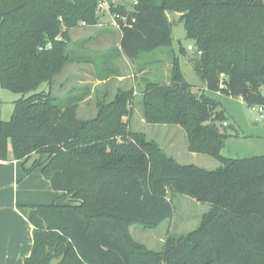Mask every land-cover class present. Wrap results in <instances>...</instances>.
<instances>
[{"label": "trees", "instance_id": "obj_1", "mask_svg": "<svg viewBox=\"0 0 264 264\" xmlns=\"http://www.w3.org/2000/svg\"><path fill=\"white\" fill-rule=\"evenodd\" d=\"M111 11L127 15L118 53L129 60L171 46L169 13L181 15L186 39L202 52L193 68L206 89L189 84L176 61L169 84L143 92V117L180 127L191 153L221 165L181 164L131 129L123 118L132 115L133 90L101 101L87 120L78 116L82 97L53 94L74 61L70 30L97 24V0H0V85L24 96L0 124V158L10 148L24 164L37 155L25 173L42 168L55 191L78 202L21 207L34 228L24 264H264V155L223 156L228 119L206 93L264 106V0H140ZM43 84L49 91L37 92ZM176 195L211 205L200 228L170 235L162 251L136 241L132 226L173 219Z\"/></svg>", "mask_w": 264, "mask_h": 264}, {"label": "rangeland", "instance_id": "obj_2", "mask_svg": "<svg viewBox=\"0 0 264 264\" xmlns=\"http://www.w3.org/2000/svg\"><path fill=\"white\" fill-rule=\"evenodd\" d=\"M113 1L106 0L109 4ZM132 3L133 0H116L111 5L125 4L129 7ZM100 15L97 24L80 25L70 30L68 49L74 61L55 79L51 89L53 94L64 97L74 93L76 96L88 97L81 104L78 115L79 118L87 120L97 115L101 101L109 103L117 94L133 90L132 115L130 118L126 116L123 118L129 122L131 129L144 133L149 140L156 141L168 155L181 164H195L207 170L220 167L221 164L209 156L191 153L188 150L185 132L180 127L147 124L143 117V92L151 83L169 84L173 78L176 61L186 81L196 88L204 89L193 68L201 55L188 50V46L194 45V42L186 39L181 15L169 13V21L173 28L171 46L144 53L136 60H129L125 56L119 58L113 53L111 65L105 63L106 56L102 54L112 47L119 46L121 33L109 23V16L108 19H102ZM79 41L86 43L81 47L76 45ZM182 49L184 53L181 52ZM84 58H93L95 66L78 62V59ZM110 71L114 74L108 79H102ZM47 87V84H43L37 92L49 91ZM206 93L220 103V108L224 109L228 119L229 126L223 127V131L230 137L222 150L223 156L236 159L264 155V118L259 116L258 111L238 98L217 92ZM23 97L22 94L3 89L0 85V106L4 120L11 118L15 101ZM35 159L37 155H33L28 164L31 165ZM170 195L169 193V197ZM171 199L175 208L172 220L152 230L140 226H132L130 229L134 239L151 250L162 251L170 235L187 236L196 231L211 208L209 203H199L185 195H176ZM64 203L76 205L78 202L69 197Z\"/></svg>", "mask_w": 264, "mask_h": 264}, {"label": "crops", "instance_id": "obj_3", "mask_svg": "<svg viewBox=\"0 0 264 264\" xmlns=\"http://www.w3.org/2000/svg\"><path fill=\"white\" fill-rule=\"evenodd\" d=\"M108 16L107 13H103L100 18L108 19ZM85 43L86 41H79L76 45L82 47ZM120 49L119 42L117 48L112 47L102 54L106 56L105 63L111 65L113 61V58L110 57L111 53L116 52L119 58L124 56L122 53H118ZM78 62L95 66L93 58L78 59ZM205 89L204 87L203 90ZM71 95L75 94L70 93L67 96ZM56 96L61 99L67 97ZM80 97L82 100L79 103L78 115L81 104L88 99L86 96ZM238 99L243 101L242 97H238ZM2 121L5 120L0 106V124ZM29 166L22 160H16L11 148L7 159L0 158V264H24L25 259L32 252L34 228L22 212L21 207L52 204L65 206L67 203L64 202L70 197L64 192L53 189L51 182L43 175L42 168H36L26 174L25 167Z\"/></svg>", "mask_w": 264, "mask_h": 264}, {"label": "built area", "instance_id": "obj_4", "mask_svg": "<svg viewBox=\"0 0 264 264\" xmlns=\"http://www.w3.org/2000/svg\"><path fill=\"white\" fill-rule=\"evenodd\" d=\"M140 0H133L132 3V8L137 6L139 4ZM97 11L99 14L107 13L110 17L109 23L114 27L120 30L121 28V23H126L127 22V15H122L120 13H113L111 11V5H109L106 0H97ZM81 25L86 26L87 23L83 22ZM46 49H51L52 48V43H48ZM43 49V48H42ZM189 51H196L199 55L202 54L201 51L197 50V48L194 45H189L188 46ZM258 111V114L261 118H264V106H257L253 108ZM224 126H227V123L225 122L223 124Z\"/></svg>", "mask_w": 264, "mask_h": 264}, {"label": "water", "instance_id": "obj_5", "mask_svg": "<svg viewBox=\"0 0 264 264\" xmlns=\"http://www.w3.org/2000/svg\"><path fill=\"white\" fill-rule=\"evenodd\" d=\"M247 92H248V90L242 91V96H245Z\"/></svg>", "mask_w": 264, "mask_h": 264}]
</instances>
